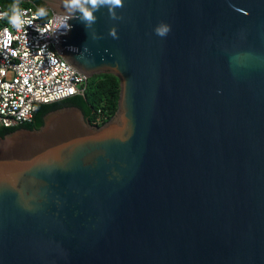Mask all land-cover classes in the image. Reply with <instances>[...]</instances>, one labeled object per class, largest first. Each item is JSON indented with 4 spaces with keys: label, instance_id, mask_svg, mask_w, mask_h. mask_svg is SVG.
<instances>
[{
    "label": "water",
    "instance_id": "1",
    "mask_svg": "<svg viewBox=\"0 0 264 264\" xmlns=\"http://www.w3.org/2000/svg\"><path fill=\"white\" fill-rule=\"evenodd\" d=\"M94 15L60 48L119 79L118 111L95 127L60 108L0 139V264H264V0Z\"/></svg>",
    "mask_w": 264,
    "mask_h": 264
},
{
    "label": "built area",
    "instance_id": "2",
    "mask_svg": "<svg viewBox=\"0 0 264 264\" xmlns=\"http://www.w3.org/2000/svg\"><path fill=\"white\" fill-rule=\"evenodd\" d=\"M21 9L32 18L38 7ZM48 9V8H47ZM3 10L0 5V12ZM60 14L48 9L44 18L33 19L20 30L8 19H0V128L31 125L37 105L53 104L75 96H83L87 78L64 57L60 36L66 29L58 21ZM7 29V33H5ZM105 125L107 116L97 120Z\"/></svg>",
    "mask_w": 264,
    "mask_h": 264
},
{
    "label": "trees",
    "instance_id": "3",
    "mask_svg": "<svg viewBox=\"0 0 264 264\" xmlns=\"http://www.w3.org/2000/svg\"><path fill=\"white\" fill-rule=\"evenodd\" d=\"M12 3L13 0H0V5L5 9H9V5ZM29 6L46 8L45 3L41 0H21V8ZM120 91V81L114 75L102 74L94 76L88 80L86 92L83 96H75L53 104H39L34 122L31 125L9 129L3 128L0 130V139L20 129L37 130L42 128L45 115L63 107L75 106L80 108L92 126L102 127L103 124L98 123L97 120L102 115H105L107 120L110 121L116 115L119 108Z\"/></svg>",
    "mask_w": 264,
    "mask_h": 264
},
{
    "label": "clouds",
    "instance_id": "4",
    "mask_svg": "<svg viewBox=\"0 0 264 264\" xmlns=\"http://www.w3.org/2000/svg\"><path fill=\"white\" fill-rule=\"evenodd\" d=\"M21 0H13V3L9 5V10L0 12V19H8L10 25L17 30H20L25 24L31 26L33 19L44 18L48 15V9L45 7H39L35 12L34 16L29 19H24L27 17V11L21 9ZM64 15L58 16V21L63 25L66 31L63 34H67L71 31V25L69 21L72 19L79 20L85 25L86 30L93 29V25L97 22V17L94 13L99 12L101 8L106 7L108 10V15L112 20L120 19L117 16V9H122L124 7V0H62ZM79 14V15H77ZM154 32L159 37H166L171 32V25L161 23L155 29ZM7 33V29H5ZM109 35L114 39H119L117 30L112 28ZM92 38L94 40L102 39V37L92 32ZM72 51H78L77 49H72ZM87 46L85 45L83 52H87ZM83 57V53H81Z\"/></svg>",
    "mask_w": 264,
    "mask_h": 264
},
{
    "label": "flooded vegetation",
    "instance_id": "5",
    "mask_svg": "<svg viewBox=\"0 0 264 264\" xmlns=\"http://www.w3.org/2000/svg\"><path fill=\"white\" fill-rule=\"evenodd\" d=\"M63 108H65V107H63Z\"/></svg>",
    "mask_w": 264,
    "mask_h": 264
}]
</instances>
